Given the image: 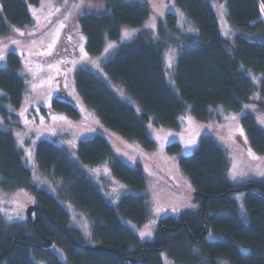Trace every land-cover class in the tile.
I'll list each match as a JSON object with an SVG mask.
<instances>
[{"label":"trees","instance_id":"trees-1","mask_svg":"<svg viewBox=\"0 0 264 264\" xmlns=\"http://www.w3.org/2000/svg\"><path fill=\"white\" fill-rule=\"evenodd\" d=\"M30 4L40 0H1L0 38L15 27L31 23ZM198 29L196 34L179 32L177 17L167 14L159 20L157 36L140 32L132 41L123 44L115 58L105 65L107 75L121 83L135 107L123 100L96 74L81 69L76 73L77 88L86 105L93 109L104 126L118 135L137 141L143 150H154L148 123L165 128H178L180 116L188 106L200 120H208L212 109L223 106L239 112L246 105H256L264 112V102L253 97V81L249 71L262 74L261 92L264 95V0H226L231 25L244 35L235 41L227 39L211 0H175ZM108 13L90 14L80 18V25L88 38V51L98 54L106 38L118 40L123 27L139 28L153 14L146 0H108ZM182 47L173 85L169 81L163 51L168 46ZM26 57L10 51L1 61L0 112L8 123L26 110L22 108L26 83L22 67ZM50 101L56 112L83 121L77 105L62 99ZM2 102L8 107H3ZM23 109V110H22ZM249 138L244 148L253 156L264 152V130L254 114L242 117ZM19 125L20 124H16ZM171 151L180 145L172 144ZM37 162L45 174H55L64 185V196L93 220L92 238L102 251L77 249L73 238L83 246L78 229L69 227L70 218L63 204L51 193L36 188L31 182L32 172L25 166L23 153L11 131L0 129V175L6 190L28 189L35 195L40 211L36 224L7 225L0 219V264H125V259L146 260V264H161L160 253L165 252L181 264H264V192H246V222L239 212L234 188L227 176L229 161L223 148L211 137L204 136L198 149L180 158V167L191 179L194 192L207 196L206 220L209 232L218 235L214 241L206 237L194 244L188 230L199 240L205 231L202 219L203 200L198 212L187 219L167 218L158 225L156 238L143 242L124 221L143 226L148 219L146 196L129 194L114 205L99 187L78 167L68 153L50 141H42L37 148ZM78 156L84 164L100 165L108 162L114 177L133 191H144L148 180L138 162L131 165L118 158L109 139L97 135L79 144ZM252 183V182H251ZM264 185V184H263ZM41 211V212H42ZM187 224L188 227L183 226ZM181 226V227H180ZM168 228L164 236L162 229ZM208 232V233H209ZM208 235V234H207ZM56 243L67 254L64 261L57 253L43 249L47 241ZM196 248L200 252L195 251ZM42 261V263L40 262Z\"/></svg>","mask_w":264,"mask_h":264},{"label":"rangeland","instance_id":"rangeland-1","mask_svg":"<svg viewBox=\"0 0 264 264\" xmlns=\"http://www.w3.org/2000/svg\"><path fill=\"white\" fill-rule=\"evenodd\" d=\"M146 1L150 3L153 14L145 24L139 28L123 27L119 39L106 38L98 54L88 51V38L81 29L80 18L90 14H107L108 0H40L36 5L30 4L29 1L31 23L15 27L7 36L0 38V68L4 66L1 61L10 51L26 57L22 67L26 83L22 108L26 110L17 119L16 124L20 126L8 123L11 119L5 118L0 112V129L14 134L17 146L23 153L25 166L32 172L31 183L36 188L53 194L63 204L70 218L69 227L78 229L83 236L81 242L89 246L94 244L93 220L65 198V188L58 176L41 171L36 155L42 141L53 142L64 149L112 204L117 205L129 194L146 196L149 219L147 223L138 226L130 220L124 221L143 242L155 240L161 220L169 217L185 218L200 209V203L194 197L191 179L181 169L179 162L181 157L198 149L204 136L213 138L225 151L229 161L227 176L232 186L241 187L251 182L264 184V152H258L253 156L242 145L248 146L249 143L242 124V117L245 114L248 112L254 114L257 123L264 130V112L256 105H246L239 112H231L223 106H217L211 110L213 115L208 120L196 118L191 113V106H188L180 116V125L176 129L161 127L154 122L148 123V130L156 147L151 151H142L143 148L137 141L126 139L108 130L97 113L84 102L76 83V73L81 69L96 74L121 100L133 105L140 113V106L131 99L125 87L107 75L106 63L116 57L123 44L132 41L140 32L147 31L156 37L159 20H165L169 13L177 17L179 32L182 34L198 32L195 24L177 6L175 0ZM211 2L218 15L223 35L231 41H235L237 36L244 35L231 25L226 0ZM261 18L264 21V11ZM125 33L128 35L125 36ZM181 53L182 47L172 45L165 47L163 51L167 76L172 85ZM248 73L253 81L254 99L264 102V95L261 92L262 74L253 71ZM0 94L3 95L1 90ZM54 97L77 105L84 120H74L56 112L50 102ZM1 104L3 107L9 106L5 102ZM97 135H104L109 139L118 158L131 165L138 162L141 164L148 180L144 191H133L114 177L108 168V162L88 165L80 160L79 144ZM175 143L180 145L177 152L169 149ZM246 194L245 191L234 193L233 197L238 202L240 215L248 222ZM36 204L35 195L28 189H4L0 175V219L3 222L7 225H28L26 210ZM216 238L218 235L209 232L206 240L211 242ZM195 251L199 253L200 249L196 248ZM54 253L64 261L67 260L66 252L60 247H56ZM160 257L161 264H181L165 252L160 253ZM220 264L230 263L221 261Z\"/></svg>","mask_w":264,"mask_h":264},{"label":"water","instance_id":"water-1","mask_svg":"<svg viewBox=\"0 0 264 264\" xmlns=\"http://www.w3.org/2000/svg\"><path fill=\"white\" fill-rule=\"evenodd\" d=\"M252 190H260V191H263L264 192V185H261L259 183H248L244 186H241V187H234L233 189H231L227 195H230V194H233V193H239V192H248V191H252ZM194 196L195 197H201L202 200H203V211H202V219L205 223V231L204 233L200 236V239L197 240L194 235L191 233V231L188 230V234H189V237L192 239V241L194 242V244H197V245H200L203 241V239L207 236L209 230H210V226L206 220V212H207V201H208V197L207 196H204V195H201L200 193L198 192H194ZM38 211H40V209L35 206V205H31L30 207L27 208L26 210V215H27V218L28 220L33 223V224H36V221H37V213ZM183 226H187V224L183 225ZM181 227V226H180ZM163 231V235L165 236L168 232V228L164 227L162 229ZM71 239V243L74 247H76L77 249H81V250H84V251H89V252H98V251H102L103 248L100 247V246H97V247H90V246H83V245H80L78 242H76L73 238H70ZM56 248V243L51 241V240H48L47 241V244L44 245L43 249L45 251H53L54 249ZM2 260V257L0 258V262ZM125 264H146V260H136V259H132V258H127L125 259Z\"/></svg>","mask_w":264,"mask_h":264},{"label":"flooded vegetation","instance_id":"flooded-vegetation-1","mask_svg":"<svg viewBox=\"0 0 264 264\" xmlns=\"http://www.w3.org/2000/svg\"><path fill=\"white\" fill-rule=\"evenodd\" d=\"M35 206L39 207L38 204H36ZM41 211H38V213H37V219L39 218L40 215L42 216V219H44L46 217L45 213L43 211L42 212ZM177 219H187V218L185 217V218H177Z\"/></svg>","mask_w":264,"mask_h":264},{"label":"snow or ice","instance_id":"snow-or-ice-1","mask_svg":"<svg viewBox=\"0 0 264 264\" xmlns=\"http://www.w3.org/2000/svg\"><path fill=\"white\" fill-rule=\"evenodd\" d=\"M128 34L127 33H125V36H127ZM110 47H111V45H110ZM170 66V65H169ZM241 131V134H243V130L241 129L240 130ZM235 178V177H234Z\"/></svg>","mask_w":264,"mask_h":264}]
</instances>
